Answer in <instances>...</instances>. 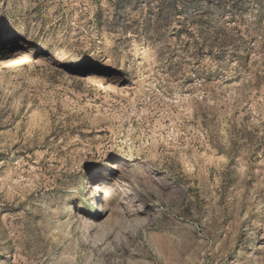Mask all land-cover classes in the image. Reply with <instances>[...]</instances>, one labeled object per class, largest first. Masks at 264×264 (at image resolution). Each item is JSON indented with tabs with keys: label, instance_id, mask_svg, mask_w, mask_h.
Returning <instances> with one entry per match:
<instances>
[{
	"label": "rangeland",
	"instance_id": "obj_1",
	"mask_svg": "<svg viewBox=\"0 0 264 264\" xmlns=\"http://www.w3.org/2000/svg\"><path fill=\"white\" fill-rule=\"evenodd\" d=\"M0 264H264V0H0Z\"/></svg>",
	"mask_w": 264,
	"mask_h": 264
},
{
	"label": "bare ground",
	"instance_id": "obj_2",
	"mask_svg": "<svg viewBox=\"0 0 264 264\" xmlns=\"http://www.w3.org/2000/svg\"><path fill=\"white\" fill-rule=\"evenodd\" d=\"M16 59H18L19 61H14L13 60L12 62H9L8 64H6L4 68H10L11 69V68H14L16 66L28 65V64L32 63L31 60H29L28 57H22L21 56V58H16ZM1 68H3V66ZM114 168L117 169L118 171H121V172L126 170L125 167H114ZM93 191H94L92 193L93 198H97V195L99 193H103L104 192L100 185H96L95 188L93 189ZM107 193L108 192H106V194Z\"/></svg>",
	"mask_w": 264,
	"mask_h": 264
}]
</instances>
